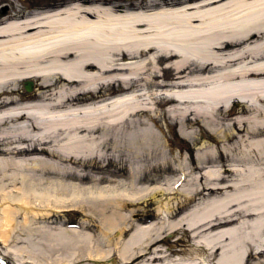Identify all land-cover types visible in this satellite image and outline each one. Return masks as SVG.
<instances>
[{"label":"bare ground","instance_id":"obj_1","mask_svg":"<svg viewBox=\"0 0 264 264\" xmlns=\"http://www.w3.org/2000/svg\"><path fill=\"white\" fill-rule=\"evenodd\" d=\"M11 4L12 14L0 9V93L30 79L43 89L61 87L44 103L4 99L0 104V245L12 257L0 251V264H70L79 253L92 264H115L111 254L118 264H264V0L132 6L75 0L26 14ZM116 83L126 92L72 105L79 96ZM234 103L244 108L230 114ZM161 115L182 135L192 136L190 129L199 122L217 133L213 150L197 156L201 167L192 179L221 194L211 210L184 224V218L178 220L184 229L165 249L155 246L162 228L134 224L132 210L122 213L162 193L156 186L137 187L153 183L152 176L119 166L109 177L122 172L130 188L121 190L98 187L108 176L79 175L75 169L87 167V159L104 160L109 136L128 143L133 159L143 148H155L153 118ZM35 171L42 177L69 172L76 182L93 187L61 183L37 191L28 181ZM17 181L15 193L5 192V182ZM29 196L53 198V211L46 205L39 213ZM169 205L163 209L167 216ZM93 207L101 224L92 227H103L101 235L109 239L116 230L111 250L95 253L96 242L74 228L47 234L45 251L17 245L26 239H20L24 231L32 234L30 222L47 221L59 208L86 212ZM178 243L187 252L165 255L182 247Z\"/></svg>","mask_w":264,"mask_h":264},{"label":"rangeland","instance_id":"obj_2","mask_svg":"<svg viewBox=\"0 0 264 264\" xmlns=\"http://www.w3.org/2000/svg\"><path fill=\"white\" fill-rule=\"evenodd\" d=\"M12 1V2H11ZM75 0H0V9L7 7V13H11L12 4L18 6V10L26 9V5H40L45 6L51 3H64V2H73ZM114 4H120L123 6H132V4L138 5H147L148 3H180L187 2V0H108ZM126 58V57H125ZM166 79L170 77L169 74H165ZM30 81L33 84V89L30 93H27L24 89V83ZM61 84H54L48 89H43L40 83L35 79L23 80L18 83L14 88L15 90H8L11 92L0 93V104L4 99H10L16 102V104H33V103H44V97H49L58 92ZM13 89V88H12ZM134 89V88H132ZM131 89V90H132ZM129 90V91H131ZM126 92L119 83L114 85L103 86L99 88L97 93H85L79 96L76 100L72 102L74 107L86 106L93 103H96L99 100L114 96L116 93ZM43 100V101H42ZM232 111L230 114H234L238 109L244 108L238 103H234L232 106ZM235 116L229 117L227 123H230ZM155 121V127L153 131L156 132L158 137V143L153 149L143 148L140 152V157L133 159L130 157L129 147L130 145L126 142L116 141L114 142L112 136L108 137V142L105 145V158L100 161L96 159H87V167L81 168L80 166L76 167L77 174L83 175L91 172V176L99 178V176L105 175L106 177L110 176L111 173L115 172L117 167L122 166L123 168L138 167L143 172L144 176L147 178L152 176L153 183H141L137 187L152 186L157 187L162 190L161 194H157L153 198H146L139 200L138 204L133 205L132 207L125 208L122 213L124 215L128 214L130 210L134 211L132 222H141L142 225H152L157 231L159 228H162L163 232L161 233L160 241L155 245L157 248H168L176 240V234L181 229H184V226L181 223L188 222L193 214L200 213V211L207 212L211 210L210 206L213 202L221 199L220 193H212L206 190V182L204 180H193L196 179L194 176L198 173L196 169L198 165L197 156L203 153L205 150H213L215 147V140L218 139L216 132L210 131L207 128L201 126V123L190 129L194 132L192 136L182 135L177 130V124L169 119L168 116H157L153 118ZM5 126V125H4ZM225 128L223 127V130ZM188 130V131H190ZM222 130V131H223ZM97 136V135H96ZM119 139V137H118ZM121 139V137H120ZM231 144V143H230ZM41 147V146H40ZM219 148V146H217ZM150 152L148 155L146 152ZM215 156H218L215 152ZM84 159L82 158L81 161ZM92 164H95L99 167L100 170L90 168ZM212 165V164H211ZM209 165V166H211ZM102 166H106L104 169H101ZM179 166L181 167L180 170ZM201 167V166H199ZM194 170V171H192ZM124 171V169H123ZM180 171L185 172V177L180 179L182 176ZM41 172H31L29 173V182L33 187L37 188V191H42L49 186L56 184H68V185H78L81 187H93V184L78 183L74 179L75 177L72 174H62L60 176L56 175H47L42 177ZM148 173V174H146ZM146 174V175H145ZM75 175V174H74ZM187 175V177H186ZM112 176V175H111ZM193 178V179H192ZM146 179V178H145ZM109 181L100 183L98 187L101 188H114V189H129L130 184L126 181L125 177H109ZM146 181V180H145ZM121 182V183H120ZM5 192L15 193L20 187L19 181L16 183L5 182ZM173 190V192H171ZM31 206L35 207L39 213H45L43 208L48 205V210H52L55 201L53 198H48L47 200H40L37 197L29 196L27 198ZM170 204L171 214L167 216L164 206ZM61 204H57L58 207ZM2 209V208H1ZM0 209V210H1ZM84 212L80 209H58V212H55L54 215L47 221H42L41 219L37 221L30 222L31 235H26L24 231L20 235L21 238H26L23 242L18 241V246H24L27 248H33L31 250L45 251L47 248L45 244L48 242L47 234L51 232H57L65 228H74L78 232L88 235L93 241L96 242L94 245V252L98 250L108 251L112 249V237L115 238L116 230H113L109 237H104L101 235L103 227L94 228L92 225L97 226L100 223V219L97 216V210L93 207L91 210ZM1 212V211H0ZM52 215V213H51ZM22 214L19 213L15 218L20 221L22 219ZM30 220L32 215H28ZM184 218V221L180 225H176L177 221ZM183 223V224H184ZM107 227V226H106ZM172 228V230H169ZM174 228V229H173ZM167 229V230H166ZM19 233V231H17ZM121 243V238L119 240ZM169 242V243H168ZM182 247L170 248V251L165 255L168 257H175L181 253H185L186 247L184 243H178ZM172 246V245H171ZM39 248V249H38ZM9 250V249H8ZM8 250L3 248L0 245V251L7 258L11 259L12 257L8 254ZM94 253V254H95ZM83 253L77 254L73 261H70V264H92L88 261V258L82 255ZM51 257L55 255L49 254ZM60 256V253L59 255ZM64 257V256H63ZM110 259L114 260L115 264L119 262L116 260L112 254ZM98 264H103L102 260H98ZM9 262V261H8ZM138 261H133L131 264H134ZM12 262H9L11 264Z\"/></svg>","mask_w":264,"mask_h":264},{"label":"flooded vegetation","instance_id":"obj_3","mask_svg":"<svg viewBox=\"0 0 264 264\" xmlns=\"http://www.w3.org/2000/svg\"><path fill=\"white\" fill-rule=\"evenodd\" d=\"M189 1V0H187ZM195 1V0H192ZM67 3L70 2H60V3H51L45 6H40V5H26V9H21L19 10L21 13L26 14V13H35V12H42V11H51L53 9H58L63 6H65ZM2 13H5L7 11V7L1 8Z\"/></svg>","mask_w":264,"mask_h":264},{"label":"water","instance_id":"obj_4","mask_svg":"<svg viewBox=\"0 0 264 264\" xmlns=\"http://www.w3.org/2000/svg\"><path fill=\"white\" fill-rule=\"evenodd\" d=\"M24 89L27 93H30L33 89V84L30 81L25 82Z\"/></svg>","mask_w":264,"mask_h":264}]
</instances>
